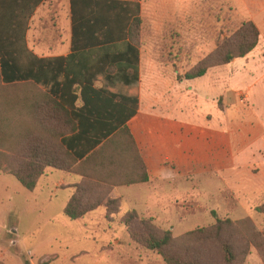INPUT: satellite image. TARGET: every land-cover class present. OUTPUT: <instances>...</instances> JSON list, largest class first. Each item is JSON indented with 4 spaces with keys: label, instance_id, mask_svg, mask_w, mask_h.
I'll use <instances>...</instances> for the list:
<instances>
[{
    "label": "rangeland",
    "instance_id": "rangeland-1",
    "mask_svg": "<svg viewBox=\"0 0 264 264\" xmlns=\"http://www.w3.org/2000/svg\"><path fill=\"white\" fill-rule=\"evenodd\" d=\"M137 1L143 21L136 41L139 54L153 57L179 79L215 50L211 41L214 29L225 26L227 20L257 27L260 36L255 54L261 60L249 64L252 75L243 74L244 61L239 59L223 69L232 75L217 81L218 91L229 85L247 93L245 109L220 110L207 86L209 77L178 85L185 117L222 133L224 152L227 132H235L232 146L240 154L233 165L225 161L224 172L213 164L180 174L170 168L165 181H154L151 187L155 190L145 191L147 200L142 206L116 204L117 214L107 216L104 205L112 199L108 185H122V174L129 168L139 176L144 174L127 133L120 129L97 153L77 162L60 144V136L69 133L70 127L64 117L50 111L47 92L51 81L46 80V107L39 111L33 104L45 94L43 88L32 83L4 85L0 80V162L7 167L0 170V264H166L160 254L144 249L131 237L124 225L125 213L131 210L139 215L131 225L132 232L156 239L168 233L171 244L165 252L178 264H226L225 246L231 250L232 264H264V157L254 158L263 164L234 169L237 162H249L255 147H264V137L248 144L244 135L248 124L264 132V70L260 68L264 66V0ZM214 16H224L225 22H217ZM202 99L207 103L201 106ZM40 136L46 164L51 162L53 167H46L35 190L29 192L7 170L25 163ZM181 136L179 147L192 157L204 150L212 158L216 152L208 139ZM262 152L264 155V148ZM74 177L91 198L101 200L100 207L79 221L63 214L66 186ZM217 220L222 223L217 225ZM193 232L199 233L187 237Z\"/></svg>",
    "mask_w": 264,
    "mask_h": 264
},
{
    "label": "trees",
    "instance_id": "trees-1",
    "mask_svg": "<svg viewBox=\"0 0 264 264\" xmlns=\"http://www.w3.org/2000/svg\"><path fill=\"white\" fill-rule=\"evenodd\" d=\"M41 1L0 0V80L2 84L32 83L43 88L45 94L43 93L39 100L33 104L35 110L42 111L46 107V80L51 81L52 85L48 87L49 91L47 92L48 101L51 104L50 111L64 117L67 120V126L70 127L69 133L60 136V144L68 154L77 160L90 157L109 139L118 126L110 124L108 119L119 117L120 114L123 115L121 129L127 133L136 149L126 123L136 115L138 109L139 50L136 41L140 38L143 22L140 17L139 3L137 1L71 0V56L41 59L29 51L25 43L28 20ZM214 17L217 22H225L224 19H226L224 16ZM214 31L211 41L215 50L186 73L183 79L177 77L179 81H190L203 77L213 68L228 65L234 59L244 58L259 43V31L251 22L237 23L227 20L225 26H221L219 30L214 29ZM111 56L119 58V62L114 65L120 71H125L122 80L125 90L119 96L110 95L107 89L98 91L91 89L89 81L84 76L68 78L71 61H77L81 68L92 67L95 70L97 66L101 71L105 70L108 73L113 65V63H107ZM83 57L89 58V60L93 58V61L83 63L85 62ZM83 71L86 73L87 69H83ZM61 74L65 75L63 79L60 77ZM69 86H77V91L80 93L78 96H72L73 100L70 105L65 100L64 94ZM113 98L118 101L116 107L118 109H113L110 105ZM78 99L82 101L81 107L74 106ZM42 116L40 115V118ZM1 141L0 137V146ZM43 144H45L43 137L40 136L37 139L36 147L34 146V149L30 151L25 163L18 169L7 170L9 175L13 176L29 192L35 190L46 167H53L51 162L46 164V150L43 148ZM1 154L0 148V156ZM142 165L145 173L144 164L142 163ZM5 169L7 167L0 162V170L6 171ZM140 181L141 183L147 182V175ZM75 190L74 195L63 209V214L71 221L83 219L101 204V200L89 196L84 186H77ZM116 201L110 199L105 203L107 216L117 214L118 210L115 207L116 204L118 206L120 204L119 201ZM111 208H114L115 211L112 212ZM125 214L127 216L124 217V225L137 244L146 250L160 254L166 264H178L165 252V249L171 244V237L168 233L160 239H156L152 235L144 237L132 232L131 225L134 220H138L139 215L135 210L126 211ZM140 223L145 222L141 221ZM221 223L220 220H217V225ZM199 232L190 233L187 237ZM224 254L226 264H232L233 256L228 246L224 247ZM183 264L202 263L187 261Z\"/></svg>",
    "mask_w": 264,
    "mask_h": 264
},
{
    "label": "crops",
    "instance_id": "crops-1",
    "mask_svg": "<svg viewBox=\"0 0 264 264\" xmlns=\"http://www.w3.org/2000/svg\"><path fill=\"white\" fill-rule=\"evenodd\" d=\"M114 1L135 2L137 0ZM137 2L140 4L139 1ZM25 43L27 49L41 59H58L71 56V0H42L35 7L28 20L27 30L25 32ZM258 47L244 58H241V60L244 61L242 72L246 77L250 74L252 75V72L248 69L249 64H251L252 61L255 62L256 58L259 59L255 54L259 49ZM82 59L85 61L83 63H91L93 61V58L89 60V58L83 57ZM237 60L239 59H234L228 65L213 68L208 71L205 76L194 79L202 80L205 77H209L208 79L210 82L207 83V86L212 90L214 99L218 101L217 107L222 111L225 108L232 107L239 110L242 109V107L245 109L244 104L247 100V93L231 88L229 85H227L225 91H218L220 82L217 83V81L222 80L223 77L232 75V71L223 72V69L229 65H235ZM116 62H119V58L116 56H111L107 60V63H113V65L111 70L106 73L105 70L101 71L97 66L95 70L92 69V67L89 69L87 67L81 68V66L78 65L79 63L74 60L69 64L68 78H73V76H84V78L89 81L91 89L95 91L107 89L110 95L112 94V96L116 97L119 94L118 90H125L122 81L125 76V71H120V69L114 65ZM260 68L264 70V66ZM83 69H87V72L84 73ZM166 71V68L158 64L153 57L146 59L142 54H139L138 109L136 115L129 119L126 126L136 146L137 156L144 164L145 173L139 176L140 174L136 171L131 172L129 168L128 173L124 172L122 174V181H124L122 185L113 183L108 185L110 197L119 201L122 207L142 206L143 201L147 200L145 199V191L155 190V188L151 187L152 182L155 181L158 183L165 181L166 178L169 177L167 175L170 168L180 174L183 170L213 164L214 167L224 172L228 166L225 161L229 160L231 165H233L234 160H236L240 154V152L237 153L232 146L233 141H236V139L233 138L234 134H236L235 132H227L225 141L227 144V151L225 150L224 152L222 149V145L224 144L222 133L215 129L209 130L204 127V125H197L188 116L185 117V108L181 109L179 105L180 89L178 85H182L186 81L180 82L174 75L172 76ZM60 77L63 79L65 75L61 74ZM110 79H112V81H110ZM194 80H190V82ZM188 92H193V89L190 88ZM64 94L65 100L70 105L73 100L72 96H78L80 93L77 91V86H69ZM211 98L213 99V95ZM208 99L209 97H207V100ZM202 100L203 101L200 102L201 106L207 103L205 99ZM110 105L113 109H118L116 108L118 101L115 98L112 99ZM74 106L81 107V99H78ZM121 119H123L122 114H120L119 117L108 119L110 124L118 126V129L114 131L109 138H112L121 129L123 124L121 123ZM239 127H237V130H239ZM244 132L247 139L246 141H249L248 144H255L256 141L264 137V132H262L257 125H246ZM181 135H184V138L187 139L192 135L202 138V141L208 139L212 142L213 146H215L214 149L216 152H214L212 158H208L210 155L204 154V150H201L199 154L192 157L190 152L179 147ZM263 148L264 147H255V149L250 152L251 157L249 156L250 159L248 158L247 160L249 162H243L241 164L237 162V164L234 165V169H243L257 164H263L264 160H262L263 163H259V161L255 162L254 160L259 154L264 157L262 152ZM86 158L87 157L77 160L73 157L77 162H82L86 160ZM114 158L117 159V156ZM145 175H147L148 181L141 183L140 180L144 178ZM73 179L74 182L66 186V203L74 195L76 186L79 184V180L77 181L75 177Z\"/></svg>",
    "mask_w": 264,
    "mask_h": 264
}]
</instances>
